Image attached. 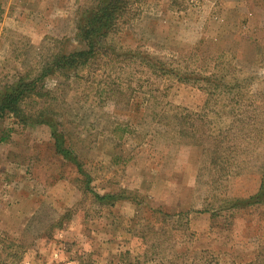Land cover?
Instances as JSON below:
<instances>
[{
  "label": "rangeland",
  "instance_id": "374dc122",
  "mask_svg": "<svg viewBox=\"0 0 264 264\" xmlns=\"http://www.w3.org/2000/svg\"><path fill=\"white\" fill-rule=\"evenodd\" d=\"M94 1L0 0V88L81 49ZM125 22L118 61L45 80L74 162L48 127L0 123V264H264V206L245 204L264 186V0H139Z\"/></svg>",
  "mask_w": 264,
  "mask_h": 264
},
{
  "label": "trees",
  "instance_id": "16d2710c",
  "mask_svg": "<svg viewBox=\"0 0 264 264\" xmlns=\"http://www.w3.org/2000/svg\"><path fill=\"white\" fill-rule=\"evenodd\" d=\"M139 0H95L86 10H81L75 21V40L81 44V49L67 53L64 50L65 43L61 46L37 71H27L18 74L12 81L5 83L0 88V123L6 118H13L18 125L26 126H46L50 130L56 153L64 160L74 162L72 149L65 148V137L59 132V117L48 107L40 106L46 104V99L51 98V92L44 88L45 80L62 76L67 81L70 75H75L91 65L98 62L103 65L114 63L119 60L120 55H116L112 47L107 45L108 37L116 31L117 26L122 25L127 15L132 10V6ZM3 9L0 3V20ZM125 19V20H124ZM125 57V56H124ZM150 64L152 60L142 58L138 60ZM101 67V65H98ZM59 74V75H58ZM29 101L39 107L35 111L26 112L24 103ZM32 110V109H31ZM8 135L0 132V143L7 139ZM257 196L245 201L247 206L255 203H262L264 206V189ZM85 191H89L88 183ZM93 194V193H92ZM116 195H96L95 201L101 205L104 201L113 200ZM119 196V195H118ZM238 204V203H237Z\"/></svg>",
  "mask_w": 264,
  "mask_h": 264
}]
</instances>
